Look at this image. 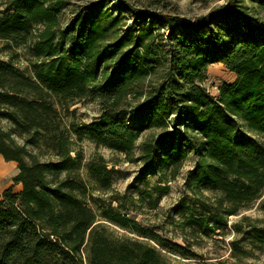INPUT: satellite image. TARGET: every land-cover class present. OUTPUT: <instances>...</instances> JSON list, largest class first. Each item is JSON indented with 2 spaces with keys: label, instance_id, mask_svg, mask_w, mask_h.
<instances>
[{
  "label": "trees",
  "instance_id": "trees-1",
  "mask_svg": "<svg viewBox=\"0 0 264 264\" xmlns=\"http://www.w3.org/2000/svg\"><path fill=\"white\" fill-rule=\"evenodd\" d=\"M117 1L7 0L0 11V42L29 44L34 57L27 69L0 58V155L18 164L23 186L0 197V264H173L164 250L189 258L113 207L98 214L88 204L74 137L128 157L139 150L143 173L161 175L159 195L196 155L194 232L226 227L264 194V0H228L196 18ZM219 62L237 78L214 96L204 82ZM83 99L98 101L102 115L67 123L63 112ZM88 168L107 180L102 163ZM98 216L156 244L115 238ZM249 233L264 245L261 229Z\"/></svg>",
  "mask_w": 264,
  "mask_h": 264
},
{
  "label": "rangeland",
  "instance_id": "rangeland-1",
  "mask_svg": "<svg viewBox=\"0 0 264 264\" xmlns=\"http://www.w3.org/2000/svg\"><path fill=\"white\" fill-rule=\"evenodd\" d=\"M0 0V11L9 8ZM93 0H72L74 5L86 4ZM141 8H149L153 11L170 12L190 18H196L208 14L213 8L226 3L228 0H128ZM112 6L117 0H112ZM252 6L250 0L245 1ZM125 12V11H124ZM129 22L132 15L124 13ZM264 13L261 14L263 16ZM72 13L69 8L60 13V20L66 25ZM0 58L12 62L21 69L29 68L30 60L34 57L30 52L29 44L17 46L13 43L0 42ZM237 75L229 70L224 63H215L208 69L205 88L214 96H218L220 87L226 83H232ZM63 115L67 123H91L102 115V107L98 101L83 99L71 105L70 111H64ZM5 129L9 128L7 120L1 121ZM72 155L81 154L82 166L80 174L87 187L83 198L92 206L98 214L99 207L111 206L123 216L137 222L148 232L161 236L165 240L183 246L189 258L164 250L167 260L173 264H264V245L249 233L254 227L262 230L264 234V194L260 200L242 208L238 214L228 218V225L215 232H194L197 226H188L187 220L191 216L200 218L202 212L200 205L195 201L188 176L194 167L197 156L190 154L186 160L180 175L169 183H162L169 190L159 195L155 186L161 175L156 173H143V164L139 160V150L132 157L125 153L113 150L100 144L97 145L90 139L78 141L72 138ZM23 142V140H19ZM141 142V141H140ZM102 163L106 167L105 181L98 180L89 172L88 164ZM4 172L0 175V197L4 191L13 187L16 192L21 191L22 184L14 181L19 173L16 162L4 163ZM108 183V184H107ZM109 185V188L107 187ZM203 192L212 195L208 188ZM97 201V202H96ZM98 223L105 225L108 232L115 238H138L156 244L148 237L140 236L113 222L98 216ZM240 223L241 231L235 227ZM235 243V245H234ZM235 246L239 249L236 250ZM243 250L246 253L240 252Z\"/></svg>",
  "mask_w": 264,
  "mask_h": 264
},
{
  "label": "bare ground",
  "instance_id": "bare-ground-1",
  "mask_svg": "<svg viewBox=\"0 0 264 264\" xmlns=\"http://www.w3.org/2000/svg\"><path fill=\"white\" fill-rule=\"evenodd\" d=\"M4 163H8V161H6L4 157L0 155V175H2L4 172V167H5Z\"/></svg>",
  "mask_w": 264,
  "mask_h": 264
},
{
  "label": "crops",
  "instance_id": "crops-1",
  "mask_svg": "<svg viewBox=\"0 0 264 264\" xmlns=\"http://www.w3.org/2000/svg\"><path fill=\"white\" fill-rule=\"evenodd\" d=\"M21 184V183H20Z\"/></svg>",
  "mask_w": 264,
  "mask_h": 264
}]
</instances>
